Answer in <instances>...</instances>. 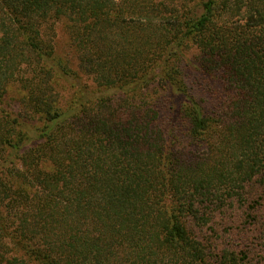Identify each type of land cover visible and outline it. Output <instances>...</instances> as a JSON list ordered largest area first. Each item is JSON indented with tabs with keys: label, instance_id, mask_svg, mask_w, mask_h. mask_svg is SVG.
Segmentation results:
<instances>
[{
	"label": "trees",
	"instance_id": "16d2710c",
	"mask_svg": "<svg viewBox=\"0 0 264 264\" xmlns=\"http://www.w3.org/2000/svg\"><path fill=\"white\" fill-rule=\"evenodd\" d=\"M257 178L264 0H0V264H206Z\"/></svg>",
	"mask_w": 264,
	"mask_h": 264
},
{
	"label": "rangeland",
	"instance_id": "374dc122",
	"mask_svg": "<svg viewBox=\"0 0 264 264\" xmlns=\"http://www.w3.org/2000/svg\"><path fill=\"white\" fill-rule=\"evenodd\" d=\"M62 23L56 24L52 34L54 55L56 59L62 60L75 70L77 63L69 44L68 32ZM186 55L187 61H196L194 52H188ZM81 78L82 83H91L86 76ZM57 89L65 100L69 99L71 91L67 84L61 83ZM15 98L16 94L11 92L7 102L17 111ZM260 181L261 179L257 178L247 187L243 203L236 202L233 208L218 213V218L210 224V228L202 230V236H206L212 228L218 233L214 239L216 250H212L206 264H218L220 249L223 247L241 250L247 261L264 264V184Z\"/></svg>",
	"mask_w": 264,
	"mask_h": 264
}]
</instances>
